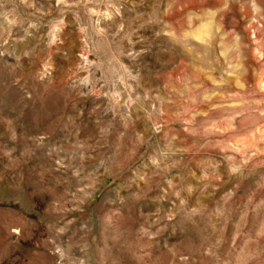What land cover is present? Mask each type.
I'll list each match as a JSON object with an SVG mask.
<instances>
[{"label": "rangeland", "instance_id": "1", "mask_svg": "<svg viewBox=\"0 0 264 264\" xmlns=\"http://www.w3.org/2000/svg\"><path fill=\"white\" fill-rule=\"evenodd\" d=\"M0 264H264V0H0Z\"/></svg>", "mask_w": 264, "mask_h": 264}]
</instances>
